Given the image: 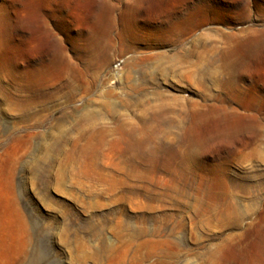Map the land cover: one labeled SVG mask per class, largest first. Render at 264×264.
Masks as SVG:
<instances>
[{
	"label": "rangeland",
	"instance_id": "1",
	"mask_svg": "<svg viewBox=\"0 0 264 264\" xmlns=\"http://www.w3.org/2000/svg\"><path fill=\"white\" fill-rule=\"evenodd\" d=\"M0 264H264V0H0Z\"/></svg>",
	"mask_w": 264,
	"mask_h": 264
},
{
	"label": "bare ground",
	"instance_id": "2",
	"mask_svg": "<svg viewBox=\"0 0 264 264\" xmlns=\"http://www.w3.org/2000/svg\"><path fill=\"white\" fill-rule=\"evenodd\" d=\"M241 49H243V50H241ZM240 50L244 52L247 50V47L240 46V47L235 49L236 52H238ZM249 69L250 68L248 66V62H246L242 57L241 58L239 57V58L233 59V60L232 59H224L222 65L220 67H204V66H202V62L198 61L197 65H196V72L198 74L197 85H204V87H206V85L204 84V79H205L204 75H207L212 80V85L219 86V88L227 90L228 93H230L231 95L234 96V95L238 94V91H239V85L237 84L236 80L240 79V77L243 76L246 72H249L248 71ZM218 73L226 74L227 77H224L222 80H220V79L215 80V76ZM155 117L157 118V116H155ZM158 119H156V120H158ZM221 134L227 135V131L223 130V131H221ZM222 148L223 147H219L218 149H222ZM190 155L192 157L196 156L195 151L194 150L191 151Z\"/></svg>",
	"mask_w": 264,
	"mask_h": 264
}]
</instances>
